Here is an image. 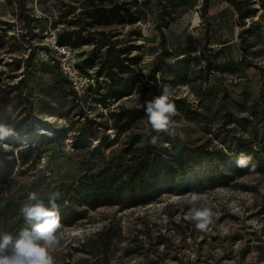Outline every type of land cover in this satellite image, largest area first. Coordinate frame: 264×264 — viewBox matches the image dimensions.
I'll list each match as a JSON object with an SVG mask.
<instances>
[{
    "label": "rangeland",
    "instance_id": "obj_1",
    "mask_svg": "<svg viewBox=\"0 0 264 264\" xmlns=\"http://www.w3.org/2000/svg\"><path fill=\"white\" fill-rule=\"evenodd\" d=\"M144 1L27 0L25 13L33 19L28 22L18 0H0V100L5 96L15 100L7 105L1 102L0 126L12 131L27 114L17 116L27 102L14 98L17 92L8 95L11 86L32 95L36 109L20 134L0 138V204L31 202L33 187L38 199H49L53 193H59L57 200L66 199L71 191L76 200L73 191L85 177L97 176L107 167L123 173L131 159L151 144L145 102L159 96L165 86L173 92L177 135L152 132L158 139L151 145L168 149L171 160L176 156L174 145L211 153L222 150L230 159L238 142L258 140L264 130L263 47L252 43L244 52L240 35L259 16L247 18L243 27L230 0H208L207 18L200 11L204 0H185L196 2L195 7L165 30L164 41L156 27L157 0H150L148 7L142 6ZM236 1L242 2L243 10L258 7L253 0ZM114 6L127 9L129 15L143 9V18L106 27L96 10ZM63 15L66 18L61 19ZM75 20L74 26L65 23ZM80 26L83 37L93 40L73 47L81 70L102 82L95 91L75 99L64 82L53 43L58 45L63 27ZM101 33L117 40V49L129 48L126 56L138 62L119 84L126 95L120 99H108L110 82L96 75L105 60V49L97 53L96 48ZM94 52L97 57L91 67L86 62ZM180 59L189 60L188 65L172 69ZM154 71L157 81L151 80ZM21 100L17 112L9 116V108ZM119 112L126 113L120 122L115 116ZM89 119L97 123V136L77 149L78 130ZM124 123H131L129 131L119 129ZM30 147L34 156L26 164L20 154ZM38 164L52 169L50 180H41ZM12 167L14 174L6 178ZM199 194L201 204L213 212L203 230L190 218L188 194H166L132 208L101 206L61 232L60 247L54 252L56 264H264V174H248L227 187ZM80 209L87 208L80 204ZM110 225L113 239L107 251L91 254L92 247L99 248L97 233Z\"/></svg>",
    "mask_w": 264,
    "mask_h": 264
},
{
    "label": "trees",
    "instance_id": "obj_2",
    "mask_svg": "<svg viewBox=\"0 0 264 264\" xmlns=\"http://www.w3.org/2000/svg\"><path fill=\"white\" fill-rule=\"evenodd\" d=\"M253 5L257 4L258 7L250 10H243L242 2L236 0H230L232 5L238 10L240 14L241 26L246 27L248 24L245 22L247 18L259 16L257 21L245 28L240 35L241 47L245 52L249 49V44L258 43L263 47L262 53L264 54V0H253ZM22 16L26 21L32 22L33 19L30 15L26 14L27 0H18ZM196 2H189L185 0H157L156 7L159 12V21L156 25L159 30L162 40L165 41V30L175 22L178 18L182 17L187 11L195 7ZM208 0L202 2L200 11L203 18H207ZM143 7L151 6L150 0H145L142 3ZM101 13L100 19H103V24L106 27L112 25H121L127 22L134 23L142 20L144 15L143 9L138 10L135 13L129 12L123 7L114 6L109 9L98 8L96 10ZM125 14L128 16L126 20ZM66 18L64 15L61 19ZM68 26H74L78 24V20L65 22ZM57 24V23H55ZM83 26V25H82ZM82 26L69 30L63 27L58 35L57 40L59 45H71L80 47L85 44H92L93 40L90 37H83ZM103 39L100 40L97 45V53L105 49V60L102 61L97 69V77H105L110 84L108 85V99H120L125 97L124 90L119 89V84L124 81V76L131 74L133 69L132 65L138 64L135 58H129L126 54L129 52V48H118L117 40L112 41L107 39L104 33H101ZM97 53H92L87 65L94 67L95 62L93 59L97 57ZM250 54H253L252 52ZM244 55L247 57L249 54L246 52ZM189 60L180 59L172 67V69L188 65ZM80 68L81 65L79 64ZM163 68H159V72ZM156 72H153L151 80L157 81ZM263 87H264V68H260ZM63 76V75H62ZM183 79H186L187 72L181 74ZM64 82L69 86L70 91L74 94L69 81L63 76ZM100 87V86H99ZM9 94L17 92L14 97L17 100L19 98L25 99L27 106L18 112V115L26 112V117L20 120V123L13 127L11 133L20 134L22 132L23 124L26 123L27 118L32 117L35 112V105L32 101V95L27 92H21L19 87H10ZM132 91V88H131ZM131 91L129 95H131ZM75 99H77L74 94ZM15 101L10 99L9 96H5L1 102L7 105ZM74 102V101H73ZM22 100L18 101L15 105L9 108V116L16 113L19 106H21ZM61 105V104H60ZM144 114V113H143ZM140 117H142V115ZM118 122L126 117L125 112H119L115 114ZM133 122V121H131ZM74 122L72 125L74 126ZM94 119L87 120L78 130L76 136V148L87 147L94 137L97 136L94 126L96 125ZM34 128V125H32ZM122 131H129L131 129V123H124L120 128ZM257 142V144H254ZM255 142L242 140L238 142L235 148L232 150V156L229 159L228 155L224 151L211 153L209 150L201 149H187L179 148L174 145L173 150L176 153L173 160L168 149L156 148L155 146L148 144L144 151L138 157H133L131 163L127 165L126 170L123 173L112 172L113 168L107 167L97 176L85 177L78 188L73 191L76 195V200L71 198V191L66 193V199L56 200L59 207L61 216V229L60 233L69 227L75 225V223L81 219H84L89 210H96L101 206H115L121 205L124 208H132L137 206H145L157 201L163 195L176 194L186 195L190 192L202 193L204 190L214 187H227L233 181L239 177L263 173L264 174V130L259 134L258 140ZM250 157L249 163L246 167H238L236 164L237 157L241 154ZM34 156L33 149L20 154L23 163L32 161ZM14 174V168L12 167L7 171L6 178ZM42 181H48L51 178H46L42 174L40 176ZM3 183H6L4 181ZM35 187L30 193H33ZM29 193V194H30ZM70 198V199H69ZM67 199H69L67 201ZM49 204V199L43 197L39 199ZM36 201L29 203L16 204L12 206L0 204V233H14L13 236L19 234L21 229L29 227L25 223L24 217L21 213L23 206L27 204H34ZM79 204V205H78ZM80 204L87 209H80ZM113 226L110 225L101 232L97 233V243L103 247L102 251L99 248L92 247L91 254L99 252L105 253L109 247V243L113 239ZM97 264V263H95Z\"/></svg>",
    "mask_w": 264,
    "mask_h": 264
},
{
    "label": "clouds",
    "instance_id": "obj_3",
    "mask_svg": "<svg viewBox=\"0 0 264 264\" xmlns=\"http://www.w3.org/2000/svg\"><path fill=\"white\" fill-rule=\"evenodd\" d=\"M173 92L165 86L159 96L145 102V114L150 124L151 144H156L158 137L152 132L177 135L173 117L177 114L176 106L171 101ZM11 130L0 126V138L10 135ZM183 137V133H178ZM250 157L243 153L237 157L238 167H246ZM59 193H53L49 204L38 199L36 193L29 194V200L36 201L22 207L21 213L29 227L21 229L18 235L0 233V264H56L54 252L60 247L62 234L61 216L56 200ZM186 204L189 215L198 229L203 230L210 222L212 210L201 204V195L197 192L188 194Z\"/></svg>",
    "mask_w": 264,
    "mask_h": 264
},
{
    "label": "built area",
    "instance_id": "obj_4",
    "mask_svg": "<svg viewBox=\"0 0 264 264\" xmlns=\"http://www.w3.org/2000/svg\"><path fill=\"white\" fill-rule=\"evenodd\" d=\"M53 49L59 54L58 64L62 75L69 81L74 94L78 98H83L99 88L102 81L93 76L85 75L82 72L79 66L77 51L73 46L57 45L54 41ZM198 54L200 55L201 52H198ZM37 168L44 177H52V169L47 168L45 164H38Z\"/></svg>",
    "mask_w": 264,
    "mask_h": 264
}]
</instances>
